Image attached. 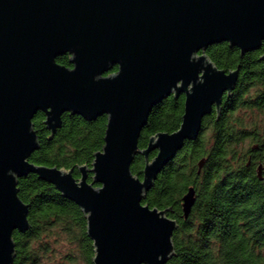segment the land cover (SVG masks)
<instances>
[{
    "label": "water",
    "instance_id": "obj_1",
    "mask_svg": "<svg viewBox=\"0 0 264 264\" xmlns=\"http://www.w3.org/2000/svg\"><path fill=\"white\" fill-rule=\"evenodd\" d=\"M224 41L241 54L259 49L264 0H0V264H13V232L29 227L17 183L31 172L84 212L93 264L171 258L176 218L142 201L159 171L197 136L203 117L235 88L238 67L221 69L204 51ZM62 54L71 66L57 62ZM170 94L184 95L180 126L157 131L139 148L149 112ZM40 110L51 134L63 112L108 116L104 144L90 165L77 166L78 178L73 167L29 160L40 147L32 122ZM137 153L142 177L131 172ZM257 168L260 177L264 162ZM194 193L190 186L182 197L183 218Z\"/></svg>",
    "mask_w": 264,
    "mask_h": 264
},
{
    "label": "trees",
    "instance_id": "obj_2",
    "mask_svg": "<svg viewBox=\"0 0 264 264\" xmlns=\"http://www.w3.org/2000/svg\"><path fill=\"white\" fill-rule=\"evenodd\" d=\"M205 53L219 68L238 67V79L230 95H223L219 112L203 117L193 140H186L170 159L145 194L142 203L167 208L176 218L174 255L164 264H264V180L255 165L264 160V41L257 50L241 54L227 41L208 46ZM71 66L69 54L56 58ZM117 66L112 67V72ZM184 95L173 94L160 100L149 112L139 135L138 146H146L157 131H173L180 126ZM259 113L262 120L256 118ZM254 114V115H253ZM62 122L51 134L40 110L32 118L40 147L29 157L39 165L73 167L91 164L94 153L104 144L108 116L100 114L86 120L81 115L63 112ZM149 153V158L156 154ZM204 163L198 172V162ZM144 156L137 153L131 172L142 177ZM88 180H92L89 172ZM195 190V201L183 218L181 201L188 187ZM19 198L28 205L29 227L15 230L13 264H40L42 238L49 230L64 234L74 248L68 259L93 264V245L86 233L84 212L71 199L35 173L18 178Z\"/></svg>",
    "mask_w": 264,
    "mask_h": 264
},
{
    "label": "rangeland",
    "instance_id": "obj_3",
    "mask_svg": "<svg viewBox=\"0 0 264 264\" xmlns=\"http://www.w3.org/2000/svg\"><path fill=\"white\" fill-rule=\"evenodd\" d=\"M255 116L259 121L262 120L259 113H256ZM261 123V126H263L264 121H261ZM261 131L264 133V127ZM263 162L260 164L263 165ZM42 241L46 249L43 248L40 252V264H84L82 259H76L75 261L74 259H68V253L74 248V246L73 244L68 243L64 234L58 233L57 229L49 230L47 234L43 236Z\"/></svg>",
    "mask_w": 264,
    "mask_h": 264
},
{
    "label": "flooded vegetation",
    "instance_id": "obj_4",
    "mask_svg": "<svg viewBox=\"0 0 264 264\" xmlns=\"http://www.w3.org/2000/svg\"><path fill=\"white\" fill-rule=\"evenodd\" d=\"M114 71H117V68H116V70H114ZM262 162H263V161L258 162V163L255 165L256 173H257V171H258L257 166H258L260 163H262ZM257 176H258V174H257ZM258 177H259V176H258ZM261 177H264V170H263V169L260 170V177H259V178H261Z\"/></svg>",
    "mask_w": 264,
    "mask_h": 264
}]
</instances>
